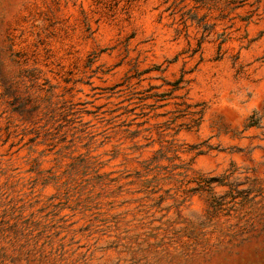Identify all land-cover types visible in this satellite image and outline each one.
Returning <instances> with one entry per match:
<instances>
[{
	"label": "rangeland",
	"instance_id": "374dc122",
	"mask_svg": "<svg viewBox=\"0 0 264 264\" xmlns=\"http://www.w3.org/2000/svg\"><path fill=\"white\" fill-rule=\"evenodd\" d=\"M0 264H264V0H0Z\"/></svg>",
	"mask_w": 264,
	"mask_h": 264
}]
</instances>
